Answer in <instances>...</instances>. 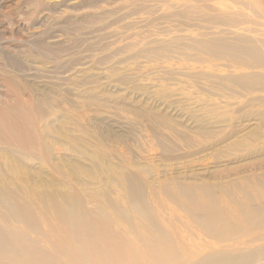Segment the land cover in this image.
I'll return each instance as SVG.
<instances>
[{
  "label": "bare ground",
  "instance_id": "obj_1",
  "mask_svg": "<svg viewBox=\"0 0 264 264\" xmlns=\"http://www.w3.org/2000/svg\"><path fill=\"white\" fill-rule=\"evenodd\" d=\"M166 2L189 24L165 46L189 42L179 82L161 83L156 96L181 95L197 129L148 117L167 145L211 152L226 167L220 181L153 183L129 162L107 182L82 170L97 185L89 189L54 163L65 149L38 125L48 116L32 97L0 105V146L9 148L0 150V264H264V159H253L264 152V0ZM200 21L211 27L195 29ZM21 158L66 179L36 183Z\"/></svg>",
  "mask_w": 264,
  "mask_h": 264
},
{
  "label": "rangeland",
  "instance_id": "obj_2",
  "mask_svg": "<svg viewBox=\"0 0 264 264\" xmlns=\"http://www.w3.org/2000/svg\"><path fill=\"white\" fill-rule=\"evenodd\" d=\"M166 1L0 0V105L16 104L19 98L36 101L48 116L38 125L52 127L51 140L65 149L54 163L73 183L97 188L82 170L96 182H107L114 168L129 162L153 183L220 181L217 175L226 167L211 152H188L179 144L175 150L148 117L161 112L197 129L181 95L171 101L156 96L161 83L179 82L185 71L180 59L189 42L165 46L170 35H183L189 24L174 17L178 8ZM210 27L203 21L195 25L199 31ZM172 28L178 32H169ZM197 85L204 87L202 81ZM253 159H264V152ZM21 161L36 183L66 179L41 161Z\"/></svg>",
  "mask_w": 264,
  "mask_h": 264
}]
</instances>
